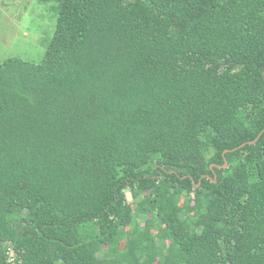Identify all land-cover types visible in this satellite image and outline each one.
I'll return each mask as SVG.
<instances>
[{"label": "trees", "instance_id": "obj_1", "mask_svg": "<svg viewBox=\"0 0 264 264\" xmlns=\"http://www.w3.org/2000/svg\"><path fill=\"white\" fill-rule=\"evenodd\" d=\"M56 15L0 62V264H264V0Z\"/></svg>", "mask_w": 264, "mask_h": 264}, {"label": "rangeland", "instance_id": "obj_2", "mask_svg": "<svg viewBox=\"0 0 264 264\" xmlns=\"http://www.w3.org/2000/svg\"><path fill=\"white\" fill-rule=\"evenodd\" d=\"M57 6L58 0H0V62L13 56L39 62L56 25Z\"/></svg>", "mask_w": 264, "mask_h": 264}, {"label": "water", "instance_id": "obj_3", "mask_svg": "<svg viewBox=\"0 0 264 264\" xmlns=\"http://www.w3.org/2000/svg\"><path fill=\"white\" fill-rule=\"evenodd\" d=\"M260 136V135H259ZM258 136V137H259ZM258 137L256 138V139H254V140H251V141H248L247 143H253V142H255L257 139H258ZM245 143H243L242 145H244ZM226 159V158H225ZM225 165H227V162L225 163Z\"/></svg>", "mask_w": 264, "mask_h": 264}]
</instances>
